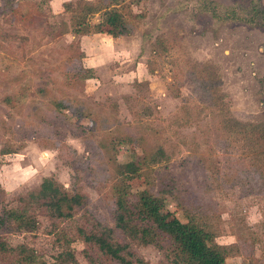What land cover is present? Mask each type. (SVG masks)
Masks as SVG:
<instances>
[{
	"label": "rangeland",
	"instance_id": "1",
	"mask_svg": "<svg viewBox=\"0 0 264 264\" xmlns=\"http://www.w3.org/2000/svg\"><path fill=\"white\" fill-rule=\"evenodd\" d=\"M16 1L12 17L0 0V152L6 151L0 154V209L11 208L43 178L79 193L83 204L53 225L39 217L36 231L7 235L8 244L26 245L46 263L68 252L86 264L82 251L91 247L75 231L101 226L144 264H182L163 242L125 239L113 220L111 187L119 178L134 192L173 177L187 190L162 196L166 213L183 221L186 198L204 203L202 221L209 219L215 244L231 245L224 263L264 264V210L239 178L238 145L227 141L219 124L224 114L246 123L264 120V0H126L134 17L126 18L130 36L113 42L101 34L79 46L101 52L94 77L84 82L78 61L67 54L74 39L58 35L69 13L47 19L41 7L43 16L33 19L39 0ZM80 1L69 0L73 7ZM44 22L55 25L54 33ZM203 67L210 92L192 81L191 72ZM213 97L222 98L217 107L209 104ZM59 103L66 107L57 112ZM71 110L89 114L91 124L81 126L78 118L69 125ZM125 135L144 147L146 157L144 168L120 176L116 167L131 158L122 147L114 155L106 142ZM194 156L201 160L195 166ZM195 179L202 186L195 187Z\"/></svg>",
	"mask_w": 264,
	"mask_h": 264
},
{
	"label": "trees",
	"instance_id": "2",
	"mask_svg": "<svg viewBox=\"0 0 264 264\" xmlns=\"http://www.w3.org/2000/svg\"><path fill=\"white\" fill-rule=\"evenodd\" d=\"M49 0H39L32 5L33 19L35 16H43L41 7L45 9V17L53 19L48 8ZM126 0H96L91 3L81 0L78 7H73L71 2H63L62 13L66 15L63 25L65 30L58 35L71 34L74 41L67 46L69 59L78 61L77 71L83 73L81 82L94 77V71L81 66L84 57L79 47V36L104 34L113 39L128 37L132 34V24L126 18L133 19L130 15ZM2 7L7 8L10 16L12 11L18 7L16 0H1ZM36 14V15H35ZM48 15V16H47ZM93 15H101V19L96 23H90L89 18ZM47 24L49 31L54 33V24ZM59 24V23H57ZM194 65L192 71H194ZM192 81L195 86L200 85L203 90L210 92L209 73L206 67L196 73L191 72ZM221 97H213L209 104L217 107L221 104ZM55 105V104H53ZM60 109L64 110L66 104L59 103ZM55 107V106H54ZM56 108V107H55ZM69 125L75 124L78 118L81 126L90 122L89 114L80 117L76 110L69 112ZM220 126L229 143L238 145L235 164L240 165L241 171L238 176L246 182L249 193L254 196L261 209L264 210V120L258 123L240 122L233 117L222 116ZM85 123V124H84ZM107 145L116 148L114 155L118 154L122 147L125 154L131 160L120 167H116L118 175L123 172L140 170L144 168L146 150L138 146V142L132 135L116 136L109 138ZM110 147V148H111ZM140 152L135 153L136 149ZM132 152V153H131ZM1 151L0 154H5ZM116 158V156L114 157ZM190 165L200 163V157L194 156ZM191 159V160H192ZM232 160V159H231ZM229 159V161H231ZM115 161V160H114ZM113 161V163H115ZM186 161V159H184ZM228 159L224 163H227ZM133 168L134 166H136ZM227 165V164H226ZM225 165V166H226ZM121 166L123 170L121 171ZM201 167L200 165H198ZM230 166V165H228ZM162 187L154 189L151 184H146L137 191H132L130 184L124 179L119 178L112 185L111 192L114 200L113 220L115 229L125 239L139 244H154L156 241L163 242L182 264H225L224 260L231 252V245H218L214 242V233L208 230V222L202 220L206 218L204 203L186 198L187 203L180 208L186 213L183 214V221L178 220L164 210V197H170L180 190L186 191V187L178 189L180 185L173 177L163 179ZM195 187L202 186V182L195 179ZM188 195V194H187ZM165 196V197H166ZM11 208L0 209V258L5 264H77L72 253L58 255L57 262L46 263L31 248L23 244L11 246L8 244L6 236L12 233H32L39 227V217L45 218L49 223H55L71 217L74 209L83 204V198L79 193H69L61 185L51 178H43L34 190L24 195H18L14 199ZM194 211V214H190ZM197 216V217H195ZM197 219V221L194 220ZM262 227H264V213L262 215ZM80 240L88 245L90 251L83 250L86 264H105L99 258L110 261L113 264H144L141 259L132 255L126 244H121L113 240V231L105 227H95L85 230L78 228L75 231Z\"/></svg>",
	"mask_w": 264,
	"mask_h": 264
},
{
	"label": "crops",
	"instance_id": "3",
	"mask_svg": "<svg viewBox=\"0 0 264 264\" xmlns=\"http://www.w3.org/2000/svg\"><path fill=\"white\" fill-rule=\"evenodd\" d=\"M63 2H69V0H49L48 1V8L51 12V14L56 15L59 14L62 10V3ZM101 34H92V35H85V36H79L78 41H79V46L83 48V45L85 42H94L95 40H99ZM104 38H108L113 42H116L120 39L126 38V37H119V38H111L107 35H104ZM71 38H73L71 36ZM81 50V49H80ZM84 54V57L82 58V66L87 69H92L93 71L96 70V63H94L95 58L97 56L101 55L100 48L96 46L95 51H92V53L85 52L84 50H81Z\"/></svg>",
	"mask_w": 264,
	"mask_h": 264
}]
</instances>
